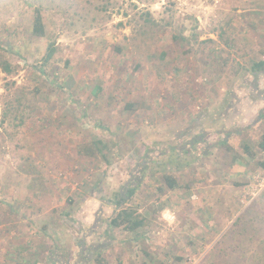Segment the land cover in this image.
<instances>
[{
	"label": "rangeland",
	"instance_id": "1",
	"mask_svg": "<svg viewBox=\"0 0 264 264\" xmlns=\"http://www.w3.org/2000/svg\"><path fill=\"white\" fill-rule=\"evenodd\" d=\"M2 57L0 264H264V0H0ZM140 177L142 237L104 236Z\"/></svg>",
	"mask_w": 264,
	"mask_h": 264
},
{
	"label": "trees",
	"instance_id": "2",
	"mask_svg": "<svg viewBox=\"0 0 264 264\" xmlns=\"http://www.w3.org/2000/svg\"><path fill=\"white\" fill-rule=\"evenodd\" d=\"M44 5L42 3H39L35 6L34 12L31 18V30L32 34L36 37H45L47 35L46 33V27L44 23V18L42 15ZM56 51V48L54 46V43L50 42L47 46V51L45 55V62L49 61L54 53ZM0 69L6 72L7 74H10L12 71V65L10 62L2 57L0 59ZM39 69L42 71L41 66ZM247 71H249L253 75V86H258V76L261 72L264 71V59L257 60L252 63V65L249 68H246ZM6 89L10 90L11 84H5ZM15 111H18L17 108H15ZM8 112H5L4 115H7ZM262 114V113H261ZM264 114L261 115L263 117ZM244 129V128H241ZM236 133H241V130L238 129ZM232 135V132H229L228 135H226L222 140L219 141V143L223 146H227L229 150H232V148L229 146L228 137ZM203 135H195L190 140L187 141L188 145H191L194 150H196V147L199 143H205ZM257 146L264 151V134L261 135ZM118 149V145L113 142H109L103 139H94L91 142L88 143V145L85 148L84 153L88 156L97 157L98 154H100V157L107 162H110L107 158V154L103 153L106 149ZM244 149L250 157L254 156L253 152L250 151L249 146L245 145ZM205 154V153H204ZM239 155L235 152L232 156V161H237L239 159ZM141 172H144L147 169V164L141 163ZM262 166L264 167V162H262ZM143 174V173H142ZM137 179V178H136ZM161 183L166 185L168 189L175 190L180 187L179 181L177 177L171 173H163V176L161 177ZM141 183V177L137 179L136 185L130 186L129 189L125 192L124 195L121 196V198H114L115 201V210L114 215H112L109 218L107 228L105 230L106 237H109L111 239L114 238L115 231L117 229H120L122 231H126L129 233L134 234V239L141 238L140 230L145 226L146 224V218L139 213V211L136 208L126 206L128 201L135 195L137 188L140 186ZM103 246H98L97 248H102ZM96 248V247H95ZM96 254L94 256V261L96 264H110L106 257L101 252H97V249H94ZM158 264H166L162 261H159Z\"/></svg>",
	"mask_w": 264,
	"mask_h": 264
},
{
	"label": "crops",
	"instance_id": "3",
	"mask_svg": "<svg viewBox=\"0 0 264 264\" xmlns=\"http://www.w3.org/2000/svg\"><path fill=\"white\" fill-rule=\"evenodd\" d=\"M261 113H262V112H261ZM261 115H262V114H260V117H261ZM235 153H236V152H235ZM244 155H245V154H244ZM237 163H238V162H236V161L232 162V164H233V165H232V169L234 168V170L237 169L238 171H242V168L238 169L237 167H238V166H239V167H243V166H240L241 164H237ZM240 175L242 176V175H244V174H240Z\"/></svg>",
	"mask_w": 264,
	"mask_h": 264
},
{
	"label": "flooded vegetation",
	"instance_id": "4",
	"mask_svg": "<svg viewBox=\"0 0 264 264\" xmlns=\"http://www.w3.org/2000/svg\"><path fill=\"white\" fill-rule=\"evenodd\" d=\"M107 224H108V222H107ZM106 228H107V227H106ZM103 233H105L104 230H103ZM103 235H104V234H103Z\"/></svg>",
	"mask_w": 264,
	"mask_h": 264
}]
</instances>
